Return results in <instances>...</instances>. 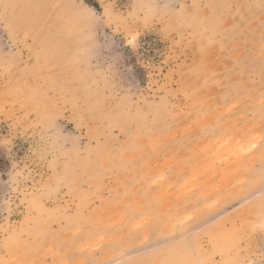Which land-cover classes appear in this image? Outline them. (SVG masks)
Returning a JSON list of instances; mask_svg holds the SVG:
<instances>
[{
	"label": "rangeland",
	"instance_id": "rangeland-1",
	"mask_svg": "<svg viewBox=\"0 0 264 264\" xmlns=\"http://www.w3.org/2000/svg\"><path fill=\"white\" fill-rule=\"evenodd\" d=\"M264 0H0V264H264Z\"/></svg>",
	"mask_w": 264,
	"mask_h": 264
},
{
	"label": "built area",
	"instance_id": "built-area-1",
	"mask_svg": "<svg viewBox=\"0 0 264 264\" xmlns=\"http://www.w3.org/2000/svg\"><path fill=\"white\" fill-rule=\"evenodd\" d=\"M262 253L264 254V250L262 251Z\"/></svg>",
	"mask_w": 264,
	"mask_h": 264
}]
</instances>
